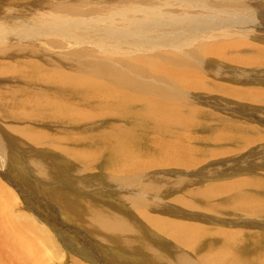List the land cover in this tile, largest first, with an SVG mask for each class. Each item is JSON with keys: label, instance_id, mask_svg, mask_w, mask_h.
Returning a JSON list of instances; mask_svg holds the SVG:
<instances>
[{"label": "bare ground", "instance_id": "1", "mask_svg": "<svg viewBox=\"0 0 264 264\" xmlns=\"http://www.w3.org/2000/svg\"><path fill=\"white\" fill-rule=\"evenodd\" d=\"M7 4L9 8L2 11L14 23L0 22V77H10L0 82V118L19 125L7 126L13 137L8 135V140L25 156L37 150L45 156L43 161L35 160L37 157L27 160L45 179L51 174L60 176L54 168L69 166L67 158L76 160V172L103 169L101 178L119 192L117 201L127 205V210L138 211L148 226L180 248L165 243L153 246L145 238L146 225L141 223L142 228L136 231L137 226L117 211L107 213L101 205L100 209L98 200L90 198L93 201L88 200L86 211L81 206V200L86 202L82 195L76 192L74 199L68 195L63 201L66 210L76 211L81 220L85 213L88 215L84 224L90 228L87 232L117 235L119 251L142 252L154 264H264L263 235L249 237L245 228L236 226L238 221L221 220L223 212H234L244 219V227L255 224L264 231V223L253 221L264 217L262 176H255L253 183L236 179L198 188L196 185L205 181V173L216 177L229 167L216 168V174L203 169L197 178L193 172L202 169L199 164L211 154L214 159L229 155L230 151L222 147L226 139L236 141L235 136L223 131L209 137L197 134L212 124L201 117H218L215 108L208 113L197 100L205 107L214 96L220 97L213 104L228 99L250 104L264 100V87L226 83L232 78L228 73H236L235 67L264 66V47L259 42L253 45L250 39L251 47L242 31L251 4L247 0H13ZM233 28L242 34H232ZM30 123L42 124L38 128ZM245 126L243 131L249 129ZM254 134L262 136L255 128ZM254 137L243 139L244 148L251 146ZM194 143L220 145L219 151H208ZM44 148L50 150L48 156L43 154ZM21 159L15 160L17 166ZM239 168L233 169L232 176L240 173ZM259 168L264 173V168ZM48 169L52 170L46 173ZM251 170L255 168L250 164ZM25 173L26 178L33 177L29 170ZM2 190L0 185V195ZM169 195L171 204L165 207L161 199ZM184 209L210 214L211 223L219 227L199 224L210 221L205 216L188 219L191 214ZM216 215L222 217L214 219ZM9 221L11 227L17 226ZM11 227L1 240L10 241ZM8 242L7 246L12 245ZM18 244H14L16 248ZM90 244L95 245L93 240ZM32 246L15 249L16 255L19 248L22 251L16 264L31 262L28 253L35 248ZM157 248L168 252L161 254ZM82 254L87 262L94 261L86 251ZM71 264L83 263L74 260Z\"/></svg>", "mask_w": 264, "mask_h": 264}, {"label": "rangeland", "instance_id": "2", "mask_svg": "<svg viewBox=\"0 0 264 264\" xmlns=\"http://www.w3.org/2000/svg\"><path fill=\"white\" fill-rule=\"evenodd\" d=\"M11 1L13 0H6V1L3 0V5L0 4V12H1L0 18L3 19L2 21H0L1 23L3 22H5L6 24L14 23V21H11L10 18H6L7 15L4 14L6 12L2 11L5 8H9L7 7L9 4L7 3ZM255 1L256 0H247L248 4L250 3L251 6H250V9H247L248 10L247 12L249 13V15L247 14L244 15L245 17L243 20L242 31L244 32V36H245L244 39L248 40L247 43L250 44L251 41L249 40L252 39L253 45L255 43L256 44L260 43L259 45L264 47V0L260 2L259 1L255 2ZM0 3H1V0H0ZM31 8L32 6L27 7L26 9L30 10ZM10 13H13V12H10ZM233 29L231 30V32L233 31L232 34H236L235 32L240 33L236 29L234 30ZM1 37L3 38V33ZM246 37L248 38L246 39ZM20 45L26 46L24 45V43ZM250 46L252 47V43L250 44ZM1 65H3L2 59L0 60V66ZM235 69H236V73H234V76H232L231 73H228V75L230 74L232 78L227 80L226 83L229 84L230 86H234V87L240 86V87H247V88L248 87L249 88L264 87V66L257 68V69H244L241 67H235ZM9 78L10 77H6V78L0 77V82L3 83V79L5 80ZM4 86L6 85L3 84V87ZM195 96H198V95H195ZM219 97L220 96H214L210 100L207 107L202 105V101L197 100L200 106H202V108L205 111L209 113L210 109L212 110V108H215L216 114L218 115V117H216L215 115L212 116L215 118L201 117V120L203 122H212V124L210 128H203V129L198 130L197 134L201 137H209L213 133L218 134L221 131H223L224 133L230 136H235L236 141L231 142V141H227L226 139L222 147L225 149H228L230 151V154L225 155L226 157H219L215 159L213 158L212 154L209 155L204 161H202L199 164V165H202L201 166L202 169H199L200 168L199 167L198 169L193 171L195 173L194 178H197L195 176H197V174L201 170L206 169V168L207 170H212L214 174L217 173V170L215 169L220 166H223L221 170L226 169V167H229V169L227 168L226 170H224L223 174H218L216 177H212L210 176V174L205 173L206 175V177L204 178L205 181L202 182L201 180V182L196 186L198 188L199 187L201 188V185H202V188H204L208 184H212L214 182L216 183L217 181H218L217 183H221V182L233 181L236 179L242 180L245 183H253L254 181H256L255 176L257 175H261L262 176L261 181H264V173L259 172L260 170L259 167L262 166L264 168V165L262 164L264 163V100L257 102V103H253V104H256L255 106L253 104H250L251 102L236 101L233 99H228L226 100L227 102L221 101L219 103L213 104L214 102L217 101V99H219ZM231 107H234L235 110L231 109ZM17 124H12L10 123V121H3V118L2 117L0 118V130H1L0 131V185L1 187H3V190L1 191V195H0L1 197L0 199L3 198V202L0 201L1 202L0 204L2 207L0 208L1 209L0 215H3V206L7 205L5 206L6 208L4 209L5 215L2 216L3 218L1 217L3 220L0 218L4 222L3 223L2 221H0L1 223L0 224V231H1L0 232V264H16V261L18 262V257H19L18 255L20 254L19 252H21L22 254L21 249H23L24 247L27 248L28 244L30 246L33 245L32 247H35L32 249L33 250L32 253H28L33 257V259L31 256H28L30 257L32 263L31 262L27 263L25 261L23 264H71L74 260L78 261L79 263H83V264H113L114 261H116L117 264H146V263L151 262L149 259H147L148 257L142 252L141 254H137V253L133 254L129 252L127 253L121 250L120 252L119 247L121 244H119V241L117 243L115 240V236L117 235L113 236L107 232L102 233V231L96 232L94 234L91 232L90 233L87 232L90 228L89 226L84 227V224L86 223L85 221L89 220L88 215L85 213V216H83L81 220L76 211L73 210L74 212L73 211L70 212L66 210L65 204L63 203V201L66 198L70 197L71 199H74L75 198L74 196L77 195V193L78 195H82L81 197H83L86 200V202L81 200V206L86 211L88 210V208L85 206L88 200L89 201H93L94 199H95L94 201L98 200L99 206L98 205L97 206L100 207V209H102L101 206H105L104 208L107 213L110 212V210H114L113 212L115 213L118 212L119 215L125 216V219L127 218L126 219L127 222L129 221L133 226L134 225L137 226V227L134 226L136 227L135 228L136 231H138L139 227H141V223L143 225H146L148 229L145 227L146 228L145 230H147V231L144 230L146 234L145 238L148 239L150 244H152L153 246L158 245V244L163 245V243L173 245V241L167 240L165 236H163V234L160 235V233H157V231H155L150 226H148V224H146V222L142 219V217H139L140 213L138 211L135 212L136 210L134 209L127 210L126 209L127 205H122L119 201H117L119 192L116 189H114L112 184H110L105 177L104 179L101 178V176L104 174L103 169L96 167L92 171L86 170L84 172V170H81V171L78 170L76 172V169L78 166H73V165H77L76 160H73L72 158H67L68 159L67 161L70 162L68 164H70L69 166L71 167V170H69L70 168L69 166L66 165L65 167V164L60 165L54 168V170H56L60 174V176L56 177L59 182L57 181L56 178L52 177V174L51 176L49 175V179L50 178L51 179L49 180L48 178H46L48 179L46 181L45 177L40 175L37 172L36 168L31 163L29 165L28 162L30 161L27 162V160L30 157H37L35 160L43 161L42 158H44L45 156L43 157L42 154L38 150L37 152H34L32 155L25 156L24 154H22L21 151H18L16 149V144L12 140H8L7 136L9 135L10 137L12 133L9 128H8L9 130L7 129V126L10 125L11 127H14ZM41 124L42 123L40 124L30 123V125L32 126L38 125L39 126L38 128L41 127ZM243 125L244 126L247 125L245 126V128L247 129V127H249V129L247 131H243L242 130ZM52 127L56 129L54 126ZM53 128H50L49 131H52ZM254 128L256 132H259L260 134H262L261 137H258L254 134ZM7 131L9 132V134L7 133ZM51 133H54V132H51ZM237 137H239V139H237ZM248 137L249 138L254 137V138L251 142V146L244 148L245 146L243 145V139L248 138ZM10 138H13V137H10ZM19 140L21 144L29 146L27 142L21 140L20 138ZM193 145L196 147H200V148L207 147V145H205L204 143H194ZM2 146H3V149H1ZM217 146H220V145L208 146L207 150L208 151H219V148H217ZM47 152L50 153V150L44 148L43 154L44 155L47 154L48 156L49 153ZM35 153H36V156H34ZM53 154L55 155L57 153H53ZM17 155H20V156H17ZM56 156H59V155L57 154ZM19 157H22L21 160L27 166H25L24 164H21L22 161L20 163V166L19 165L17 166V162L15 160L18 161ZM246 158H247V161H245ZM71 162H72V165H71ZM43 163H48V162H43ZM250 164L251 166H254L255 170L248 171ZM227 165H231V166H227ZM239 165H240V168H239L240 173L232 176L233 169L235 167H238ZM244 165L247 167H244ZM52 166H55L54 163L52 164ZM27 169L33 175L31 179L26 178V175H28L27 173H25L28 171ZM51 170L52 169H48L45 171L46 173H49L51 172ZM101 170L103 171V174L101 173ZM193 172L190 171L189 173L191 174ZM77 174H79L81 177ZM75 175L77 179L74 178ZM36 179L38 181H36ZM53 179H56V180H53ZM40 180H42L43 182L40 183L39 182ZM173 180H175V178H173ZM50 181L52 183L53 182L55 183L54 184L55 188L53 187L52 184H50L51 183ZM39 183L42 185H40ZM46 187L48 188L47 189L48 191L46 190ZM70 190L74 192L72 193ZM59 192L62 194L64 193L65 196L60 194ZM52 193H54V197L58 198V196H60L58 198L59 200H57L56 198L54 199V197H52ZM86 193L87 194L89 193L88 197L86 196L87 198L84 197L85 195H87ZM169 196H167L166 199L165 198L161 199L165 207H170L169 204H171L170 199L172 196L170 197ZM90 198L93 200H91ZM164 201H166L167 203ZM101 203H103V205ZM74 208L78 210V208H76L75 206ZM106 208H109V209H106ZM184 210L186 213L191 214V216H189L190 218L188 219H194V217L202 219V217L205 216L210 220V217H209L210 214L202 210H187V209H184ZM184 210L182 212H184ZM228 213L229 215H226L227 213L223 212V215H225V217H222V215H216L214 216L215 217L214 219L222 217L223 219L221 220L229 219L231 223H233V221L235 222L238 221L236 223L237 224L236 226L238 228H245V231L247 230L246 232L248 233L249 237L255 238L259 234H262L263 235L262 238L264 239V234H263L264 231L261 229H258L255 224H251L248 227H244L242 224L244 221L243 218L234 216L233 215L234 212H228ZM153 214H157V213L154 212ZM9 219L11 221H14L15 226L17 224L15 228H13V226L11 227V225L9 224L10 223ZM184 219L188 220L187 218H184ZM6 220L9 222H7ZM253 221L263 224L264 217H261L259 219H254ZM211 222L212 221L210 220L207 223H200V222L198 223L206 225L210 228L219 227L218 223H215V222L211 223ZM4 224L8 225L7 227L10 226L11 229L13 228L14 230L13 234H11L10 236V241L9 239L5 241L1 240V237H3V234L8 232L7 231L8 228L6 227V225L3 226ZM26 226L28 227V229ZM29 226L32 227L31 231H30ZM20 227L22 229H20ZM257 230L261 232L259 233ZM130 236H131L130 234H125V237H130ZM12 239L14 240V243ZM91 240H93V243L95 245L90 244ZM20 241L25 243V244L23 243L24 246H22ZM7 242L11 243L14 248L12 247V245H10L11 248L10 246H7L8 245ZM14 244H18L19 247L21 245V249L19 248V252L17 253L18 255L15 254L16 253L15 249L16 251H18V246L16 248ZM92 246H93V249H92ZM173 246H176V244H174ZM120 249L122 248L120 247ZM182 250L185 252L184 249ZM26 251L27 250H25V254H26ZM84 251H86L88 256L94 260L93 261L94 263L92 261H91L92 263L90 261L87 262V260L83 258L82 252ZM158 251L159 253L164 254V255H165V252L166 253L168 252L167 250H163V249H158ZM250 252L254 254V250H250ZM186 253L190 256L192 254L191 252H188V251H186ZM72 259L74 260L72 261ZM152 263L153 262H151V264ZM161 264H164V263L161 262ZM223 264H226V263L224 262Z\"/></svg>", "mask_w": 264, "mask_h": 264}]
</instances>
